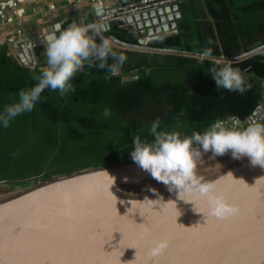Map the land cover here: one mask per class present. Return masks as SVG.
<instances>
[{"label": "water", "instance_id": "water-1", "mask_svg": "<svg viewBox=\"0 0 264 264\" xmlns=\"http://www.w3.org/2000/svg\"><path fill=\"white\" fill-rule=\"evenodd\" d=\"M103 13V8L96 9V22ZM180 18L179 2L116 18L136 42L109 34V22L100 24L107 29L104 37L118 48L212 58L221 67L257 76L231 65L249 50L228 58L150 45L176 34ZM60 25L43 35L44 50V37L57 34ZM13 56L24 68L37 64L30 42L20 44ZM262 86L264 99V80ZM262 117L259 104L244 121L234 116L231 123L227 118L222 122L236 127ZM202 159L198 175L216 184L239 208L237 215L209 216L204 198L185 194L195 203L179 200L176 191L170 192L133 160L87 167L38 180L26 190L0 191V264H264V168L252 166L248 157L234 167ZM160 239L169 247L153 259L149 249Z\"/></svg>", "mask_w": 264, "mask_h": 264}, {"label": "trees", "instance_id": "trees-1", "mask_svg": "<svg viewBox=\"0 0 264 264\" xmlns=\"http://www.w3.org/2000/svg\"><path fill=\"white\" fill-rule=\"evenodd\" d=\"M199 1L202 5L181 1L177 33L150 45L230 58L264 43V0ZM73 21L78 23L68 19L60 30ZM108 33L136 42L114 22ZM41 48L35 47L37 57ZM113 50L127 57L119 75L85 66L71 81L74 91L61 97L45 89L31 112L17 116L7 128L0 125V182L25 187L57 174L132 160L135 137L152 142L153 121H160V130L183 138L225 118L244 121L264 102V56L231 63L257 75L240 71L252 85L241 94L217 89L208 73L212 67L222 68L215 59L115 46ZM46 67L39 59L34 67L24 68L6 45H0V111L18 99L21 89L34 86V77ZM133 75L137 78L130 79ZM105 109L111 112L107 118ZM258 122L264 123V117Z\"/></svg>", "mask_w": 264, "mask_h": 264}, {"label": "clouds", "instance_id": "clouds-1", "mask_svg": "<svg viewBox=\"0 0 264 264\" xmlns=\"http://www.w3.org/2000/svg\"><path fill=\"white\" fill-rule=\"evenodd\" d=\"M57 29L58 35L52 33L44 37L47 67L34 77V86L21 89L18 99L0 111V125L4 128L9 127L17 116L31 112L45 89L58 91L61 97L74 91L71 81L85 66L105 69L115 76L119 75L126 62L127 57L114 51L110 39L104 37L103 33L107 30L104 24L73 21L67 28L60 30L57 26ZM247 56H264V43L255 45ZM208 73L214 79L217 89L243 94L252 87L246 84L238 69L230 66L212 67ZM110 115V110L105 109L103 116L107 118ZM150 135L153 138L151 143L142 142L139 136L134 138L132 160L153 179L167 186L170 192L176 191L179 200L194 202L185 199V194H198L204 198L208 204L207 214L217 219L237 215L239 208L227 201L214 182H205L198 175V162L203 161V154L210 151L211 158H215L230 151L233 159L246 156L252 166L264 168L262 122L254 120L241 128L228 127L222 121H216L203 132H193L181 138L178 132L160 130V121L156 120L150 125ZM152 191L156 192L155 189ZM168 246L166 239L153 241L149 249L150 257H159Z\"/></svg>", "mask_w": 264, "mask_h": 264}, {"label": "crops", "instance_id": "crops-1", "mask_svg": "<svg viewBox=\"0 0 264 264\" xmlns=\"http://www.w3.org/2000/svg\"><path fill=\"white\" fill-rule=\"evenodd\" d=\"M195 2L202 5L199 0H195ZM17 4L18 14L22 17L25 40L33 44L35 57V47L42 46L36 60L38 63V60L42 59L47 64L42 43L43 35L52 32L55 24L60 23L62 25L64 21L72 18H76L78 23H96V9H104L112 5L113 0H101L98 3L90 0H17ZM9 5L8 0H0V12L8 13ZM13 28L12 22L0 20V45H6L12 56L19 51V45L21 44L13 38Z\"/></svg>", "mask_w": 264, "mask_h": 264}, {"label": "built area", "instance_id": "built-area-1", "mask_svg": "<svg viewBox=\"0 0 264 264\" xmlns=\"http://www.w3.org/2000/svg\"><path fill=\"white\" fill-rule=\"evenodd\" d=\"M91 2L98 3L101 0H90ZM185 0H113V4L105 7L104 13L99 16V21L97 24L103 22H115L116 18H124L127 15L136 14L148 10L150 8H155L164 5H170L176 2H181ZM9 8L8 13L0 12V20H8L13 23V38L17 43H25L26 37L22 29V17L18 14L17 10V0H8ZM116 23V22H115ZM120 27L119 25H117ZM34 66L28 67L32 68Z\"/></svg>", "mask_w": 264, "mask_h": 264}, {"label": "rangeland", "instance_id": "rangeland-1", "mask_svg": "<svg viewBox=\"0 0 264 264\" xmlns=\"http://www.w3.org/2000/svg\"><path fill=\"white\" fill-rule=\"evenodd\" d=\"M262 107L264 109V102L262 103ZM228 123H231V121H228ZM245 157H243L241 159H235L234 160L232 158L231 152L229 151L228 153H226L223 156H216L215 158L210 157V158H208V160L213 161V162L218 163V164H222V165H223L222 162L226 161L225 163H228L227 161H229V163H228V164H230L229 166L233 167V166H236L237 163L239 164V163L243 162ZM229 166H227V167H229ZM34 183H31L30 185H32ZM31 188H29V189H31ZM13 190L21 191V190H26V189H24V187H21V186L11 185L7 182H0V191H13Z\"/></svg>", "mask_w": 264, "mask_h": 264}, {"label": "bare ground", "instance_id": "bare-ground-1", "mask_svg": "<svg viewBox=\"0 0 264 264\" xmlns=\"http://www.w3.org/2000/svg\"><path fill=\"white\" fill-rule=\"evenodd\" d=\"M203 157H205V158H209V157H212V153L209 151V152H207V153H204L203 154ZM235 160V159H234ZM226 161H224V162H222L223 163V165L225 166V167H227V166H229L230 164H228L229 163V161H227L228 163H225ZM222 165V164H221ZM231 167V166H230ZM234 167V166H233ZM16 190H13V192H15Z\"/></svg>", "mask_w": 264, "mask_h": 264}, {"label": "snow or ice", "instance_id": "snow-or-ice-1", "mask_svg": "<svg viewBox=\"0 0 264 264\" xmlns=\"http://www.w3.org/2000/svg\"><path fill=\"white\" fill-rule=\"evenodd\" d=\"M129 247H135V245H130ZM169 247V246H168ZM165 250H167V249H165Z\"/></svg>", "mask_w": 264, "mask_h": 264}]
</instances>
